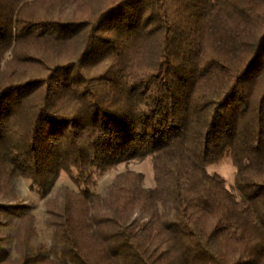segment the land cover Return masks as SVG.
<instances>
[{
    "label": "trees",
    "instance_id": "trees-1",
    "mask_svg": "<svg viewBox=\"0 0 264 264\" xmlns=\"http://www.w3.org/2000/svg\"><path fill=\"white\" fill-rule=\"evenodd\" d=\"M0 264H264V0H0Z\"/></svg>",
    "mask_w": 264,
    "mask_h": 264
},
{
    "label": "rangeland",
    "instance_id": "rangeland-1",
    "mask_svg": "<svg viewBox=\"0 0 264 264\" xmlns=\"http://www.w3.org/2000/svg\"><path fill=\"white\" fill-rule=\"evenodd\" d=\"M126 170L141 172L144 175L145 187L156 186L153 161L151 158H147L144 161L133 160L129 163H123L117 168L110 170L103 177L98 179L97 183L93 186V189L100 193L105 192L106 188L112 182L114 177ZM209 171L218 172L223 175L227 179L229 185H233L235 182V167L228 159H225L220 164L210 166ZM15 184L22 197L26 200L27 203L32 206L33 212L36 216L38 235L35 239V244L38 247L43 248L45 252L48 253L53 242V228L48 223V214L45 208L46 197H44V195L40 191L31 188V181L26 178L17 177L15 180ZM63 186H68L74 189L78 188L66 173H62L56 186L49 193V197L54 196ZM4 245L7 248H10L12 252H14V238L11 235L5 237Z\"/></svg>",
    "mask_w": 264,
    "mask_h": 264
}]
</instances>
